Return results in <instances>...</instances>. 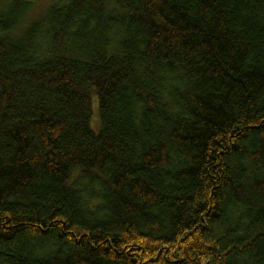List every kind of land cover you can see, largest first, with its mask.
<instances>
[{
    "label": "trees",
    "instance_id": "1",
    "mask_svg": "<svg viewBox=\"0 0 264 264\" xmlns=\"http://www.w3.org/2000/svg\"><path fill=\"white\" fill-rule=\"evenodd\" d=\"M34 6L0 0V264H264V0Z\"/></svg>",
    "mask_w": 264,
    "mask_h": 264
},
{
    "label": "rangeland",
    "instance_id": "2",
    "mask_svg": "<svg viewBox=\"0 0 264 264\" xmlns=\"http://www.w3.org/2000/svg\"><path fill=\"white\" fill-rule=\"evenodd\" d=\"M34 1V9L32 10V12L30 13L32 16H35L36 13L38 12H41L45 6H47L48 4L51 3V0H33ZM35 14V15H34ZM92 107H93V116H92V128L93 129H96L94 127V121H97V117H98V114H97V99L96 97H93V100H92Z\"/></svg>",
    "mask_w": 264,
    "mask_h": 264
}]
</instances>
